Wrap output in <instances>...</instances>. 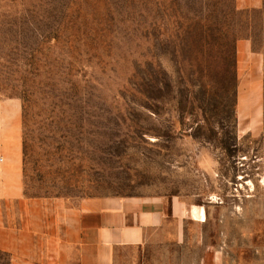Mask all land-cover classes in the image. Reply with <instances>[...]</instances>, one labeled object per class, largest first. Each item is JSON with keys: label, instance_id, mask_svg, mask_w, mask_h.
<instances>
[{"label": "rangeland", "instance_id": "rangeland-1", "mask_svg": "<svg viewBox=\"0 0 264 264\" xmlns=\"http://www.w3.org/2000/svg\"><path fill=\"white\" fill-rule=\"evenodd\" d=\"M105 196L202 209L114 264L263 257L264 0H0V264L43 253L20 209Z\"/></svg>", "mask_w": 264, "mask_h": 264}, {"label": "crops", "instance_id": "crops-1", "mask_svg": "<svg viewBox=\"0 0 264 264\" xmlns=\"http://www.w3.org/2000/svg\"><path fill=\"white\" fill-rule=\"evenodd\" d=\"M20 210V236L26 234L27 246L44 247L42 254L27 255L24 264H114L119 251L140 248L149 236L167 230L170 222L181 235L186 219L197 222L202 216L201 208H187L175 200L133 196L88 197L67 208L50 204L44 213L36 207ZM1 229L7 236L12 231L4 223ZM11 244L7 240L0 246ZM257 264H264V255Z\"/></svg>", "mask_w": 264, "mask_h": 264}, {"label": "trees", "instance_id": "trees-1", "mask_svg": "<svg viewBox=\"0 0 264 264\" xmlns=\"http://www.w3.org/2000/svg\"><path fill=\"white\" fill-rule=\"evenodd\" d=\"M235 90V89H234ZM236 93L234 92V95H235ZM234 101H235V98H234ZM235 104V103H234ZM234 104H232V106L234 105ZM233 109V108H232Z\"/></svg>", "mask_w": 264, "mask_h": 264}]
</instances>
